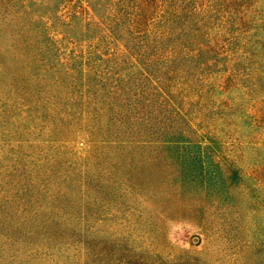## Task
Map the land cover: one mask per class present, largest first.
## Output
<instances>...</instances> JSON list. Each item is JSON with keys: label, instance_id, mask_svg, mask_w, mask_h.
I'll return each mask as SVG.
<instances>
[{"label": "rangeland", "instance_id": "rangeland-1", "mask_svg": "<svg viewBox=\"0 0 264 264\" xmlns=\"http://www.w3.org/2000/svg\"><path fill=\"white\" fill-rule=\"evenodd\" d=\"M0 264H264V0H0Z\"/></svg>", "mask_w": 264, "mask_h": 264}, {"label": "trees", "instance_id": "trees-1", "mask_svg": "<svg viewBox=\"0 0 264 264\" xmlns=\"http://www.w3.org/2000/svg\"><path fill=\"white\" fill-rule=\"evenodd\" d=\"M185 158L183 160V165L188 164L192 169L198 172V170L203 169V160L198 158L197 155H193L192 153L189 154L188 157L183 156Z\"/></svg>", "mask_w": 264, "mask_h": 264}]
</instances>
